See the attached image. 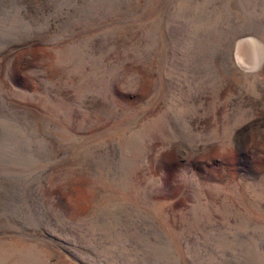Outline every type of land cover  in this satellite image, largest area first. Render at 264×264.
Wrapping results in <instances>:
<instances>
[{"label":"rangeland","instance_id":"rangeland-1","mask_svg":"<svg viewBox=\"0 0 264 264\" xmlns=\"http://www.w3.org/2000/svg\"><path fill=\"white\" fill-rule=\"evenodd\" d=\"M0 264H264V0H0Z\"/></svg>","mask_w":264,"mask_h":264}]
</instances>
